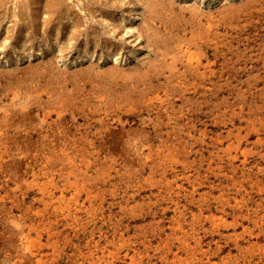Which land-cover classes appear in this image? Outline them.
Here are the masks:
<instances>
[{"label":"rangeland","instance_id":"obj_1","mask_svg":"<svg viewBox=\"0 0 264 264\" xmlns=\"http://www.w3.org/2000/svg\"><path fill=\"white\" fill-rule=\"evenodd\" d=\"M0 264H264V0H0Z\"/></svg>","mask_w":264,"mask_h":264}]
</instances>
